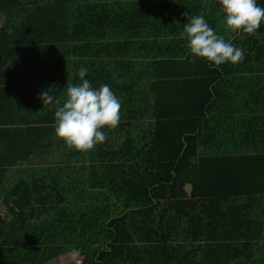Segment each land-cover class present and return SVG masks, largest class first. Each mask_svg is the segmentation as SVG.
Returning a JSON list of instances; mask_svg holds the SVG:
<instances>
[{
	"label": "trees",
	"instance_id": "trees-1",
	"mask_svg": "<svg viewBox=\"0 0 264 264\" xmlns=\"http://www.w3.org/2000/svg\"><path fill=\"white\" fill-rule=\"evenodd\" d=\"M189 15L243 59L191 54ZM222 16L219 0H0V264H264V23ZM80 67L121 102L87 151L54 131Z\"/></svg>",
	"mask_w": 264,
	"mask_h": 264
},
{
	"label": "clouds",
	"instance_id": "clouds-1",
	"mask_svg": "<svg viewBox=\"0 0 264 264\" xmlns=\"http://www.w3.org/2000/svg\"><path fill=\"white\" fill-rule=\"evenodd\" d=\"M219 5L229 31L254 34L264 23V7L257 0H219ZM181 37L187 40L191 54L205 59L213 67L235 64L243 59L242 49L218 36L202 15L187 17ZM86 73V67L77 70L80 82L67 85L66 99L54 111L55 134L68 147L81 151L103 143L106 136L102 129H113L120 121L119 98L107 84L93 87L85 79ZM37 96L43 106L49 105L53 99L48 91H40Z\"/></svg>",
	"mask_w": 264,
	"mask_h": 264
},
{
	"label": "crops",
	"instance_id": "crops-1",
	"mask_svg": "<svg viewBox=\"0 0 264 264\" xmlns=\"http://www.w3.org/2000/svg\"><path fill=\"white\" fill-rule=\"evenodd\" d=\"M1 25V24H0ZM76 255L73 257L72 255L69 256L68 254H71L70 252L67 254H64L63 256H59L54 260H51L48 264H78L81 260V256L79 253L75 252Z\"/></svg>",
	"mask_w": 264,
	"mask_h": 264
},
{
	"label": "rangeland",
	"instance_id": "rangeland-1",
	"mask_svg": "<svg viewBox=\"0 0 264 264\" xmlns=\"http://www.w3.org/2000/svg\"><path fill=\"white\" fill-rule=\"evenodd\" d=\"M0 212L3 214V215H7L8 214V211L6 210V207L0 203ZM71 254H68L69 256H73L75 257L76 253L75 252H70Z\"/></svg>",
	"mask_w": 264,
	"mask_h": 264
},
{
	"label": "water",
	"instance_id": "water-1",
	"mask_svg": "<svg viewBox=\"0 0 264 264\" xmlns=\"http://www.w3.org/2000/svg\"><path fill=\"white\" fill-rule=\"evenodd\" d=\"M185 189L190 194L192 192V184L191 183H187L186 186H185Z\"/></svg>",
	"mask_w": 264,
	"mask_h": 264
}]
</instances>
